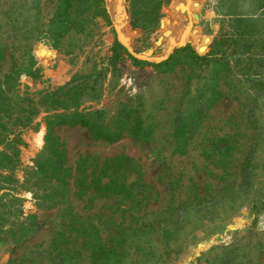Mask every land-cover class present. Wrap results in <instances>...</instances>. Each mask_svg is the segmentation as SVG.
I'll return each instance as SVG.
<instances>
[{"label": "rangeland", "instance_id": "obj_1", "mask_svg": "<svg viewBox=\"0 0 264 264\" xmlns=\"http://www.w3.org/2000/svg\"><path fill=\"white\" fill-rule=\"evenodd\" d=\"M59 1L0 0V79L25 67L15 74V86L0 113V194L22 197L12 205L11 195H3L2 229H16L31 214L41 221L28 240L16 243L0 235L8 237L0 238V264H59L56 254L63 249L79 254L64 264H99L81 248L90 228L96 230L90 238L112 245L123 227L146 225L153 230L139 240L127 237L122 259L114 264H264V91L248 89L234 65V53L242 45L249 56L264 54V0L80 1L68 18L55 16ZM116 23L134 52L157 61L185 45L206 55L214 39L232 37L239 46L229 48L232 54L226 58L234 70L215 68L210 77L209 67H202L197 73L186 54L178 56L169 72L135 65L125 49L114 53L113 44L119 43ZM192 29L208 42L198 47L187 42ZM177 39L186 43L173 45ZM40 44L51 47L48 65L36 55ZM209 78L220 96L196 120L184 152H174L175 119L188 111V97L206 90ZM129 109L153 127L150 140H139L128 130L117 141L93 140L86 127L56 126L52 134L64 157L62 179L34 172L40 158H53L44 149L46 117L94 113L106 130H113ZM223 138L233 139V149L226 159L217 160L216 143ZM4 154L12 161L4 163ZM119 156L139 165L144 189L134 202L96 188L79 193L80 169L90 175L87 181L104 182L107 177L98 176L99 169ZM134 178L131 173L127 181ZM57 184L61 200L35 203V191L47 193ZM70 217L85 235L76 242L53 244ZM167 222L176 230L164 238L159 231ZM138 246H144L143 254Z\"/></svg>", "mask_w": 264, "mask_h": 264}, {"label": "trees", "instance_id": "obj_2", "mask_svg": "<svg viewBox=\"0 0 264 264\" xmlns=\"http://www.w3.org/2000/svg\"><path fill=\"white\" fill-rule=\"evenodd\" d=\"M80 1L83 3H88L92 0H60L55 16H63L68 18L75 3ZM68 22L69 20L67 19V23ZM167 24L169 27L170 23L168 22ZM167 36L169 37V34H167ZM50 42V44H53L52 40ZM187 42L191 43L194 47H198L201 44H206L208 42V38L199 37L192 31ZM47 45L48 44H40L36 47V55L43 65H48L51 60L52 50L51 47ZM113 46L114 53L116 49H124L117 41L114 42ZM238 46V41L232 37H222L220 39L216 38L213 40L210 46V51L206 55H198L190 45H185L174 50V53L170 54L166 59L159 62H148L145 60L136 59L132 56L131 59L135 65L149 64L157 69L158 72H169L172 71L178 56L180 54H186L190 58L191 63L193 67H195V71L197 73H200V68L203 67L205 70V67H209V75L212 77V74L215 72V68H218V71L225 70L227 72L234 70L229 59L226 58V55L229 53V48L235 49L236 47L238 48ZM241 47L242 49L239 52L236 51L234 53V65L240 67L238 73L240 71V76H244V80L248 83V89L254 91H264V54L254 57L249 56L244 50V45ZM218 52L224 54L222 55V59L215 57L216 53ZM148 54L149 52H147L145 55L148 56ZM229 54L232 53L230 52ZM3 55L4 47L0 45V60L3 58ZM23 70H25V67H19L14 69L12 74L6 75V77H4L2 80L0 79V113L3 110V102H5L6 96L11 93L12 87L15 86V74H18ZM235 72L237 73V70H235ZM33 73L34 72H30V74ZM213 83L214 80L209 78L206 80V90L203 87L202 89L197 90V95L195 98L188 97L186 99L188 111H181L175 119L176 130L174 137V152H184L186 140L191 137L196 120L202 113L205 112L206 107L211 105V102H214L219 98L220 92L213 88ZM208 89L211 91L208 92ZM190 103H194V106H192ZM133 112H136V110L129 109L127 112H125L124 116L117 120L113 130H106L103 123L100 122L94 113L84 114L80 112H71L67 114H54L46 117L47 132L45 136L44 149H47L50 154L52 153L53 158L52 156L45 160L40 158V161H38L36 170L34 172L38 175H43V178L45 179H56L57 181L62 179L61 173L63 169L64 157L62 151L56 147L57 138L52 134V129L56 126L86 127L93 140H105L108 142L117 141L120 139L123 130H128L130 135L139 140H150L153 127L151 125H144L137 115H132ZM39 132H41L43 136V129H41ZM215 149L218 154L217 160L226 159V156H229L231 150L233 149V139L223 138L218 140ZM3 157L4 158L2 160L4 163L12 161V158L7 154H4ZM80 171L82 175L78 182L79 193H85L90 188H96V191L100 194H118L134 202L137 195L144 189V184L141 183L139 165L132 159L126 158L124 156H119L104 161L101 168L99 169L98 175L100 177L104 175L107 177V180L104 182L96 180L95 183H92V181H87L86 179L90 175L84 173V169H80ZM131 173H134L135 178L127 181V178ZM61 183L63 184V181ZM1 188L2 187L0 185V189ZM50 188L51 190H49L47 193L38 194L36 191L33 193V198L35 199L36 204L41 206L45 204L44 202L50 201L51 199H56L57 201L61 200L62 189L59 187V185L57 184L56 186ZM4 194L9 196L11 195L10 201L13 203L12 205L22 200V197L7 192L0 194V204L2 203L1 200L4 197ZM0 219V235H9V240L16 243L30 239L41 228V221L37 219L35 214L27 216L26 220L21 222L19 227L16 229L9 227L8 229L3 230V219L1 217ZM152 230L153 227H149L147 225L144 227V229L123 227L117 231V236L115 239L116 241L114 244L104 245L100 242L99 238H90L91 236L95 235L96 232V230L90 228L91 235L87 234L89 238L83 240L84 242L81 243V248L90 251L96 263L114 264L115 262H119L122 259L124 254L122 244L127 237H131V240H134L135 238L139 240L142 236L147 235V233L151 232ZM175 230L176 229L167 222L159 232L165 238L171 237L175 233ZM81 234L85 235V229L80 224H78V222L73 217H70L66 220L62 230L57 233L52 242L53 244H57L59 242H76L78 240L77 238L81 237ZM8 237L0 238L1 240H8ZM137 252L143 254L145 252L144 246H138ZM78 255V252L70 249H63V251H60L56 254L59 264H64L61 261L64 262V260L67 259L73 258L74 260ZM73 260H71L68 264H76V262Z\"/></svg>", "mask_w": 264, "mask_h": 264}, {"label": "water", "instance_id": "obj_3", "mask_svg": "<svg viewBox=\"0 0 264 264\" xmlns=\"http://www.w3.org/2000/svg\"><path fill=\"white\" fill-rule=\"evenodd\" d=\"M182 2L181 1H179L178 3H177V5H179V4H181ZM196 2H193V4H195ZM194 18L197 20L198 18H199V16H198V14L196 13H194ZM162 21V20H161ZM160 21V22H161ZM161 24V23H160ZM192 31L193 32H195L196 31V29H192ZM117 36V35H116ZM118 39V38H117ZM159 39L160 38H158L156 41H155V45H159L158 44V41H159ZM118 41H119V43L124 47V49L127 51V53L128 54H130L132 57H134V58H139V59H141V60H146V61H152V62H159V61H157V59H156V57H150V59H146V58H143V57H140V56H143V55H141L142 53H136V52H134L131 48H130V46H126V45H124L119 39H118ZM176 46H178V45H176ZM176 46H172V47H170L169 49H172V48H174V47H176ZM147 52V51H146ZM146 52H143V53H146ZM160 58H162V57H160ZM167 57H163V59H161L160 61H162V60H164V59H166Z\"/></svg>", "mask_w": 264, "mask_h": 264}, {"label": "bare ground", "instance_id": "obj_4", "mask_svg": "<svg viewBox=\"0 0 264 264\" xmlns=\"http://www.w3.org/2000/svg\"><path fill=\"white\" fill-rule=\"evenodd\" d=\"M188 6H189V4H188ZM117 9L118 10H121V11H123V8L121 7V6H117ZM179 9H181V7L179 8ZM188 9V13H190V11H189V7L187 8ZM189 16H190V14H189ZM116 21V20H115ZM190 24V23H189ZM189 27V26H188ZM115 30H116V32H117V37H118V39L124 44V45H126V46H129L128 44H127V41L124 39V37H123V35H122V33H121V31H120V29H119V25L116 23L115 24ZM185 41L184 40H181V39H177L175 42H174V44L173 45H180V43H184ZM140 57H143V58H146L145 56H140ZM147 59V58H146ZM160 61V60H159Z\"/></svg>", "mask_w": 264, "mask_h": 264}, {"label": "crops", "instance_id": "obj_5", "mask_svg": "<svg viewBox=\"0 0 264 264\" xmlns=\"http://www.w3.org/2000/svg\"><path fill=\"white\" fill-rule=\"evenodd\" d=\"M260 5V4H259ZM261 6V5H260ZM262 8L261 9H263L264 8V6H263V4H262V6H261ZM244 16V15H243Z\"/></svg>", "mask_w": 264, "mask_h": 264}]
</instances>
